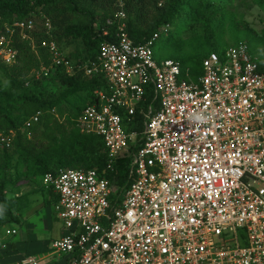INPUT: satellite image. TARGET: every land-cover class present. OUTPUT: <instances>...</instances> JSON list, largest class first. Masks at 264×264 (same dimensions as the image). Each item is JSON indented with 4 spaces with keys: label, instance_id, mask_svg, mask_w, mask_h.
Returning <instances> with one entry per match:
<instances>
[{
    "label": "built area",
    "instance_id": "built-area-1",
    "mask_svg": "<svg viewBox=\"0 0 264 264\" xmlns=\"http://www.w3.org/2000/svg\"><path fill=\"white\" fill-rule=\"evenodd\" d=\"M116 16L113 41L101 42L93 59L72 61L54 41L41 42L50 62L32 68L25 81L47 78L55 68L100 75L104 86L72 121L101 138L107 169L129 159V180L118 193L94 169L42 174L62 227L50 248L66 264H264V50L261 58L244 43L221 55L211 51L194 80L178 61L153 57V43L168 24L134 44L123 13ZM41 17L47 32L50 23ZM34 29L31 18L4 24L0 63H15L13 36L30 44ZM146 84L157 104L142 109ZM135 112L140 130L131 121ZM40 114H31L23 128ZM0 145L9 147L1 132Z\"/></svg>",
    "mask_w": 264,
    "mask_h": 264
},
{
    "label": "trees",
    "instance_id": "trees-1",
    "mask_svg": "<svg viewBox=\"0 0 264 264\" xmlns=\"http://www.w3.org/2000/svg\"><path fill=\"white\" fill-rule=\"evenodd\" d=\"M250 1L264 13V0ZM210 3L207 0H0V31L13 20L31 18L35 22L30 35L35 50L30 48L28 39L19 40L14 35L16 61L10 65L0 63V73L7 80L6 89L0 88V132L9 136V147L0 145V227L16 221L19 200L10 197L8 191L21 179L41 184L42 174L54 173L58 168L94 169L117 186V193L129 180L128 157L116 159L111 170L107 169L101 138L80 132L72 121L84 104L94 101L93 90L104 86L100 75H66L55 68L47 78L24 85L32 68L50 62L47 46H42L41 42L54 41L65 58L72 61L93 59L101 42L113 41L116 13L121 11L120 21L134 44L143 43L159 27L168 24L166 32L156 39H161V47L168 53L169 57L164 59L178 61L181 70L187 68L188 75L195 80L201 73L202 58L211 51L221 55L224 50L219 48L216 38L223 34L224 20L232 17L224 5ZM41 16L50 23L47 32L42 27ZM198 23L202 31L192 29L186 38L179 37L186 26ZM230 24L231 31L242 30L238 23L231 20ZM243 32L251 35L246 30ZM240 43L249 48L245 41ZM66 44H72V50L64 52ZM254 52L262 57L259 49L254 48ZM152 54L154 57L153 51ZM46 82L52 87L51 91L43 86ZM143 95L142 109L151 101L156 107L150 84L144 86ZM63 103L69 105L65 113ZM51 110L58 116L65 114L64 121H57ZM36 111L41 112L38 120L22 130L24 120ZM117 112L129 129L123 112ZM131 121L135 129H141L138 112ZM27 132L29 137L25 135Z\"/></svg>",
    "mask_w": 264,
    "mask_h": 264
},
{
    "label": "crops",
    "instance_id": "crops-1",
    "mask_svg": "<svg viewBox=\"0 0 264 264\" xmlns=\"http://www.w3.org/2000/svg\"><path fill=\"white\" fill-rule=\"evenodd\" d=\"M8 195L17 198L16 221L0 227V261L11 264H66L67 258L49 251L50 243L62 233L59 220L53 212L54 193L39 182L21 179ZM51 209V210H50ZM5 230H14L6 234ZM29 250L30 253L26 254ZM52 250V249H51ZM26 260V262H22Z\"/></svg>",
    "mask_w": 264,
    "mask_h": 264
},
{
    "label": "rangeland",
    "instance_id": "rangeland-1",
    "mask_svg": "<svg viewBox=\"0 0 264 264\" xmlns=\"http://www.w3.org/2000/svg\"><path fill=\"white\" fill-rule=\"evenodd\" d=\"M207 1L209 3L211 2L210 4H212V2H219L220 5L221 4L224 5V9L228 11L232 16L230 20L227 19L224 20L223 26H221V31L223 32V34L219 38H216V43L219 46V48L226 49L227 47L237 45V43H240L241 41H245L249 46L250 54L255 53L254 48L257 49L261 48L264 50L263 48L264 47V13L262 12L263 10L261 8H259L256 4H254L250 0H207ZM231 20L238 23L242 30L236 32L231 31L230 30ZM186 27L187 28L179 36L180 38H186L192 29H197L202 31L200 23L192 25V27L190 26L191 28L188 26ZM244 30H246L251 35L243 32ZM29 45L31 49L35 50L33 42L30 43ZM72 48H73L72 44H66L64 46V52H68L72 50ZM152 51L154 52L155 61L169 57L166 50H164L161 47V39L159 41L158 40L155 41L152 47ZM52 72L53 71L50 72L49 76L51 75ZM43 86L46 88V90L49 91L52 90V87L47 82L43 83ZM6 87H7V80L0 73V88L6 89ZM68 107H69L68 104L65 103L62 104L64 113L67 112ZM51 112L53 113V116L57 119V121L59 122L64 121L65 114L62 116H58L57 114L54 113V111ZM22 130H27L23 128V124H22ZM10 133H11L10 134L11 137L13 133L12 132ZM25 135L26 137L30 136L28 132ZM26 180L32 182L31 179H26ZM49 251L52 250L49 249ZM29 253L30 251L27 250L26 254ZM64 256L65 255H61L62 258ZM4 263L5 261H0V264H4ZM11 264H20V263L16 261V263L12 262ZM35 264H42V261H38Z\"/></svg>",
    "mask_w": 264,
    "mask_h": 264
},
{
    "label": "clouds",
    "instance_id": "clouds-1",
    "mask_svg": "<svg viewBox=\"0 0 264 264\" xmlns=\"http://www.w3.org/2000/svg\"><path fill=\"white\" fill-rule=\"evenodd\" d=\"M196 119L203 121L205 118L202 116H197Z\"/></svg>",
    "mask_w": 264,
    "mask_h": 264
}]
</instances>
